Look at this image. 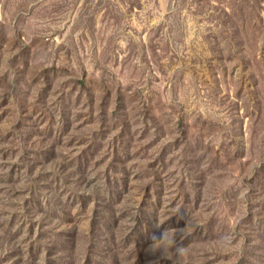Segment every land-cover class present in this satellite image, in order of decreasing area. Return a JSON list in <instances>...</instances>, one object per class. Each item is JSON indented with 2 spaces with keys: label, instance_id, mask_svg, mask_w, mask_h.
<instances>
[{
  "label": "rangeland",
  "instance_id": "obj_1",
  "mask_svg": "<svg viewBox=\"0 0 264 264\" xmlns=\"http://www.w3.org/2000/svg\"><path fill=\"white\" fill-rule=\"evenodd\" d=\"M0 264H264V0H0Z\"/></svg>",
  "mask_w": 264,
  "mask_h": 264
}]
</instances>
